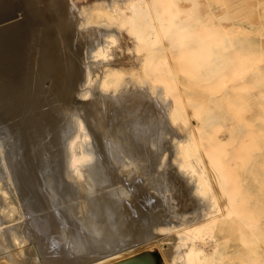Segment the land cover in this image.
Instances as JSON below:
<instances>
[{"label": "bare ground", "instance_id": "1", "mask_svg": "<svg viewBox=\"0 0 264 264\" xmlns=\"http://www.w3.org/2000/svg\"><path fill=\"white\" fill-rule=\"evenodd\" d=\"M223 2L12 0L0 264H264V42Z\"/></svg>", "mask_w": 264, "mask_h": 264}, {"label": "rangeland", "instance_id": "2", "mask_svg": "<svg viewBox=\"0 0 264 264\" xmlns=\"http://www.w3.org/2000/svg\"><path fill=\"white\" fill-rule=\"evenodd\" d=\"M224 2L222 3V5H220V7H224L223 9H228V7H231V10H232V12H234V14L235 15H237V17L240 19V20H242V22L243 23H246V24H248L250 27H253V28H255L256 29V31H257V33H259L260 35H259V39H261V40H263V42H264V0H251L252 2H250V1H248V0H223ZM228 1V2H227ZM247 2H248V4H247ZM225 3V4H224ZM230 3V4H229ZM232 3L234 4V5H232ZM251 4V5H250ZM14 5L15 4H13L12 3V0H0V13H1V15H0V17H3V18H6V19H3V18H0V45L2 46V47H0V61H2V63L0 62V69H2V67H3V69L2 70H0V74L2 73V75L4 76H2V75H0V95H1V97H0V111L2 112L1 114H3L4 116H7L8 115V101H9V97H7L8 95H10V93L9 92H11L10 91V87H12V88H14L15 87V85L18 83L19 84V78L18 79H16V77H20V80L22 81V79H23V76L28 72V69L30 68V67H28V66H30V64H29V62H30V59H28V57L30 58V51H31V32H30V25H29V22L26 20V18L24 19V17H20L19 19H16V18H13V16L16 14L13 10H15L16 11V7H14ZM224 5H226V6H224ZM253 5V6H252ZM16 6V5H15ZM246 6H248V7H246ZM227 7V8H226ZM228 10H230V9H228ZM230 10V11H231ZM250 10V11H249ZM257 10H259V11H257ZM262 10V12H260ZM9 11V12H8ZM2 12H5V14L4 13H2ZM260 14H259V13ZM11 13V14H10ZM258 15H257V14ZM261 13H262V16H261ZM241 14H242V16H241ZM249 14H251V16L249 15ZM12 15V16H11ZM245 15H247V16H249L247 19L245 18ZM6 16H8V17H6ZM11 16V17H10ZM261 16V17H260ZM251 17V18H250ZM7 18L9 19V21L7 20ZM13 18V19H12ZM256 18V19H255ZM12 19V20H11ZM23 20V22H24V24H26L27 22V24L24 26V24L22 23V20ZM245 19V20H244ZM257 19H258V21H257ZM259 19H260V21H259ZM1 20H4L5 21V23H4V21H3V23H2V21ZM19 20H21V23L20 24H18V25H13V26H11L12 25V23L13 22H16V21H19ZM255 20V21H254ZM27 21V22H26ZM247 21H249V22H247ZM256 23V24H255ZM24 26V27H27V28H24V27H22V26ZM29 25V26H28ZM5 26H7V29H6V32H5V30H2L3 32V34H4V32L6 33V35L4 34H2L1 33V27H5ZM11 27V29H10V27ZM18 26H20V27H18ZM9 27V28H8ZM14 27H16V28H14ZM14 28V29H13ZM20 28V30L23 32H26V33H24V35H23V33L22 34H20V30H18ZM24 29V30H23ZM29 29V30H28ZM9 30V31H8ZM13 30H15V32L13 31ZM16 30H18V31H16ZM8 31V32H7ZM10 31H12V32H10ZM9 33H10V35H9ZM11 33H13V34H11ZM7 34L9 35V37L7 36ZM26 34V35H25ZM16 35H18V36H16ZM7 36V38H4L3 39V37H6ZM11 37V38H10ZM21 37H23V38H21ZM28 37V38H27ZM19 38L20 39H22L21 41L19 40ZM30 38V39H29ZM6 39H8L7 40V43L8 44H10V46L9 45H6L7 43H6ZM13 39H15V40H13ZM25 39V40H24ZM13 40V41H12ZM17 40H19L18 42H17ZM27 40V42H25ZM9 42H11V43H13V44H11V43H9ZM16 42V43H15ZM26 44H25V43ZM28 42H30L29 43V45L27 44ZM3 43V44H2ZM24 43V44H23ZM17 44V45H16ZM20 44V45H19ZM24 45V47H23V45ZM5 45V47L7 46V48L5 49V47H3ZM16 46V47H15ZM19 48H18V47ZM25 46H28V48L27 47H25ZM10 47H14L13 48V52L11 51V49H10ZM21 47H23V48H21ZM9 48V49H8ZM15 48H16V50H15ZM18 48V49H17ZM29 49L28 51L27 50H25V49ZM8 50V51H7ZM25 50V51H24ZM2 51H4V52H2ZM15 52V53H14ZM20 52H22V54L20 53ZM1 53H4V54H7L8 53V55H4V54H1ZM18 53H20L19 55H18ZM25 53H27V56L25 55ZM16 54L18 55V57L16 56ZM23 54H24V56H23ZM29 54V55H28ZM15 56V59L14 60H16L17 62H20V65H22V63H23V66H21L20 67V65L16 62V61H14L13 60V58H14V56L12 57V58H9L10 56ZM22 56L24 57V58H22ZM3 58V59H2ZM5 58V59H4ZM20 60V58H21V60L19 61L18 59ZM26 58V59H25ZM11 59H12V61H11ZM23 59V60H22ZM5 60V61H4ZM7 61V64H9L8 62H10V65L11 66H8L6 63V65L8 66H6V65H4V63L3 62H6ZM27 62V66H26V62ZM13 62H16L15 64H13ZM3 66H2V65ZM19 65V67H18V65ZM13 65H15V68L14 69H11V68H13L14 66ZM2 66V67H1ZM17 66V67H16ZM6 67H7V69H6ZM117 67V69H121L122 68V66H116ZM5 68V69H4ZM18 68V69H17ZM19 68H21V70L19 69ZM12 70V72H10L9 73V71H11ZM25 69V70H24ZM9 70V71H8ZM13 70H14V72H13ZM18 70V71H17ZM106 70V69H105ZM105 70L103 69V70H101V73L99 74L98 73V75L100 76V77H103L104 76V74H105ZM17 71V72H16ZM19 71L20 72H22V73H19ZM25 74H24V73ZM14 73V75H12V74ZM16 73H18V74H22L23 76L21 77L20 75L18 76V74L16 75ZM6 74H8V75H6ZM9 74H10V76H9ZM6 75V76H5ZM13 76H14V78H13ZM16 76V77H15ZM1 77H2V79H1ZM6 77L7 78H9V79H7L6 80ZM12 81H11V80ZM14 79V80H13ZM10 81V82H8L7 84H8V87L9 88H7V87H4V86H6V81ZM17 83H16V82ZM3 82V83H2ZM14 82H15V84H14ZM13 83V84H12ZM4 84V85H3ZM3 85V86H2ZM9 85H11V86H9ZM4 87V88H3ZM1 90H3L2 92H1ZM12 90V89H11ZM9 91V92H8ZM7 92V93H6ZM7 98V99H6ZM9 98V99H8ZM3 99H6V101L5 100H3ZM3 100V101H2ZM82 101H84V102H87L88 101V99H83ZM2 103H4L3 105H2ZM7 103V104H6ZM4 109V111H3V109ZM7 108V109H6ZM0 114V115H1ZM9 116V115H8ZM171 126H172V128H174L175 130H176V140L178 141V146H179V144H183V142H181V140L183 139L182 137H185L186 135H187V133L185 132H183L182 131V133L181 134H179V128H178V125H176V124H173V123H171ZM177 129H178V131H177ZM184 133V134H183ZM183 134V135H182ZM178 135V136H177ZM182 137H181V136ZM186 138V137H185ZM179 152V151H178ZM177 151H176V153H175V155L173 156V164L174 165H176V166H178L179 165V162L181 161V156L179 155V153H178ZM168 157H169V154L167 153L166 154V156H165V159H168ZM183 170V169H182ZM209 192H206V194H202L201 196L203 197V198H208V196H209V194H208ZM169 235H171V234H168V235H166V236H169ZM165 236V235H164ZM24 246V245H23ZM152 255L154 256V258H155V260H156V264H163V262L161 261V256H159L160 254H159V252L155 249V250H153V252H152ZM158 257V258H157ZM158 261H160V262H158Z\"/></svg>", "mask_w": 264, "mask_h": 264}]
</instances>
